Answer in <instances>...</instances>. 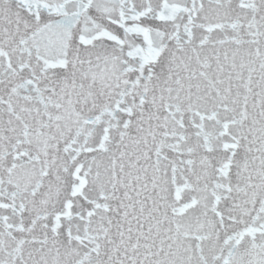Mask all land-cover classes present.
<instances>
[{
    "label": "snow or ice",
    "instance_id": "1",
    "mask_svg": "<svg viewBox=\"0 0 264 264\" xmlns=\"http://www.w3.org/2000/svg\"><path fill=\"white\" fill-rule=\"evenodd\" d=\"M0 264H264V0H0Z\"/></svg>",
    "mask_w": 264,
    "mask_h": 264
}]
</instances>
